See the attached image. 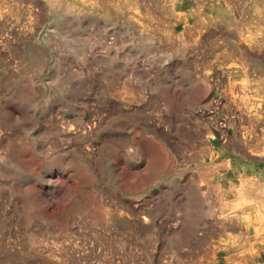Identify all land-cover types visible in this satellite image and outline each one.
<instances>
[{
    "label": "rangeland",
    "instance_id": "rangeland-1",
    "mask_svg": "<svg viewBox=\"0 0 264 264\" xmlns=\"http://www.w3.org/2000/svg\"><path fill=\"white\" fill-rule=\"evenodd\" d=\"M82 2L0 0V264H264V0Z\"/></svg>",
    "mask_w": 264,
    "mask_h": 264
},
{
    "label": "bare ground",
    "instance_id": "bare-ground-1",
    "mask_svg": "<svg viewBox=\"0 0 264 264\" xmlns=\"http://www.w3.org/2000/svg\"><path fill=\"white\" fill-rule=\"evenodd\" d=\"M71 1H72V3H73L75 6H77V7H82V6H83V3H84V4L87 3V2H82L83 0H82V1H81V0H71ZM123 1H124V0H123ZM172 1H173V0H172ZM131 2H132V1H131ZM131 2H130V3H131ZM167 2H168V1H167ZM172 3H173V2H172ZM60 4H61V2H60ZM66 4H67V3H66ZM66 4H65V5H66ZM128 4H129V3H128ZM181 5L184 6V3H182ZM129 6H130V5H129ZM129 6H128V7H129ZM134 6H135V5H134ZM172 6H173V5H172ZM58 7H59V5H58ZM58 7H57V8H58ZM121 7H122V6H121ZM66 8H67V7H66ZM86 9H87V7H86ZM66 10H67V9H66ZM124 10H125V9H124ZM59 11H60V10H59ZM234 27H235V26H234ZM235 32H236V31H235ZM241 38H242V37H241ZM27 57H28V59H31L30 56H27ZM256 91H257V90H256ZM243 181H244V180H243ZM239 183H240V182H239ZM262 187H263V186H262ZM238 188H239V187H238ZM240 190H241V189H240ZM243 190H244V192H242V193H244V195H245V194H248L249 197L252 196V195L250 194V192H252V190L250 191L247 187H246L245 189L243 188L241 191H243ZM260 191H261V190H260ZM263 192H264V191H262V193H263ZM237 193H239V192H237ZM260 195H261V194H260ZM247 197H248V196H247ZM257 197H258V196H257ZM242 198H243V197H242ZM249 199H250V198H249ZM260 199H261V202H260V201H259V202L262 203V206L264 207V199H263V198H260ZM244 200H245V199H244ZM248 201H249V200H248ZM223 206H224V205H223ZM253 206H254V205H253ZM263 207H262V210L264 209ZM254 210H255V209H254ZM263 211H264V210H263ZM254 212H255V211H254ZM259 217H260V216H259ZM262 220H263V219H262ZM242 242H243V241H242ZM250 243H251V242H250ZM250 243H249V244H250ZM251 250H252V249H251Z\"/></svg>",
    "mask_w": 264,
    "mask_h": 264
}]
</instances>
